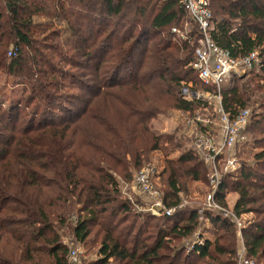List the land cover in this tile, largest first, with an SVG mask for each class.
Returning <instances> with one entry per match:
<instances>
[{
	"label": "trees",
	"instance_id": "trees-1",
	"mask_svg": "<svg viewBox=\"0 0 264 264\" xmlns=\"http://www.w3.org/2000/svg\"><path fill=\"white\" fill-rule=\"evenodd\" d=\"M211 10L219 46L262 57L221 90L231 118L252 106L245 132L258 150L238 175L225 174L216 199L226 206L231 189L233 211L255 214L243 237L264 264V0H211ZM187 23L181 39L172 28ZM200 34L179 0H0V264H68V226L82 243L100 241L99 264H238L235 223L216 211L204 214L212 237L192 250L172 245L200 226L199 207L181 206L180 196L188 177L202 178L194 145L165 158L170 216L147 214L138 226L118 180L132 181L152 151L183 147L154 132L157 116L209 106L218 118L214 103L185 95L217 92L192 65ZM204 122L195 130L213 132Z\"/></svg>",
	"mask_w": 264,
	"mask_h": 264
},
{
	"label": "built area",
	"instance_id": "built-area-1",
	"mask_svg": "<svg viewBox=\"0 0 264 264\" xmlns=\"http://www.w3.org/2000/svg\"><path fill=\"white\" fill-rule=\"evenodd\" d=\"M180 3L188 10L194 21L198 24L200 30V37L195 47V60L193 67L198 73L199 78L209 87H215L217 92H190L185 89V95L188 98L195 96L197 98H204L210 103H214L215 111L218 114V122H216L217 129L213 128V132H197V137L194 140V148L205 164L212 165L213 174L211 178V188L208 190L202 208H199L200 219L205 218V211H216L221 213L225 218L235 223L238 226L237 236L241 240V248L237 254L239 258L238 264H258L256 259L247 256V247L243 241L241 231V221L232 207L222 205L216 199L217 190L220 185V177L215 173L216 162L224 156L227 152L234 150L237 146L243 145L246 142V127L251 117V109H241L234 118H231L227 113L221 102V90L223 85L230 81L232 77L245 76L254 68H258L262 63V57L258 50L251 51L246 54L234 55L228 49L219 46L211 35L212 29V10L211 0H179ZM174 33L180 32V29L173 27ZM181 39H187V32H180ZM13 51H9L12 55ZM201 121V118L194 119ZM229 172H233L239 168L236 158L228 160L226 166ZM154 167L151 165L143 166L137 170L133 176L134 190L144 193L152 201L150 210L154 215L170 216L173 213L172 208H167L164 205L163 198L159 190L155 187L153 182ZM183 206V205H181ZM196 239L188 244L187 250H192L194 245L201 241L200 232H196ZM67 260L69 264H79V250L78 248H69L67 252ZM261 264V263H259Z\"/></svg>",
	"mask_w": 264,
	"mask_h": 264
},
{
	"label": "rangeland",
	"instance_id": "rangeland-1",
	"mask_svg": "<svg viewBox=\"0 0 264 264\" xmlns=\"http://www.w3.org/2000/svg\"><path fill=\"white\" fill-rule=\"evenodd\" d=\"M184 27H185L184 31L180 30V32L188 31L192 27V25L187 23L185 24ZM180 32L179 34L177 33L178 36H180ZM7 54L8 56H11L9 55V52ZM6 78H7L6 74L4 73L2 69H0V86L5 83ZM10 87L11 86H9V88ZM210 106H213V105H210ZM209 109L210 108L208 106L207 110L198 111L194 115L193 114L189 115V113L183 112L178 109H170L168 113L164 115H159L156 118H154L152 122L153 124L152 129L154 130L156 134L175 136L176 138H179V140H181L183 143L182 148L175 147L173 149H169V151L167 150L168 152L167 151L163 152L161 150L152 151L151 161L150 163L145 165V166L151 165L154 167V176L152 177L153 178L152 180L154 182L155 187L159 190L161 196H163V193H164L163 189L165 187L164 178L161 176V172L163 171L164 164H165V158L167 157L174 158L178 156L180 152L183 150V148L187 150L193 148L194 139H195L196 133L198 132L197 130H195V127L196 126L199 127L198 122L205 123L204 120H208L213 125V128L217 129L216 122H218V118L212 112V110H209ZM250 109L252 111V106H250ZM197 118H201L202 120L201 121L194 120ZM246 137H247L246 144L244 143L243 145L237 146L234 150L228 153L226 152L224 156L222 157V159L216 162L215 173H217V176L220 177V180L224 178L225 174L226 175L227 174H230V175L237 174L238 175L237 170L241 168L243 164L249 163L252 161L251 156L248 157V155L251 153H255L258 150V148H256L257 146L251 143V141H249L250 140L248 139L249 133L248 134L246 133ZM232 158H236V160L238 161L239 168L229 173V169H227L226 166L228 164V160ZM203 162H201L200 158H197L196 165H197V168L200 169L202 178L200 180H195V179H192L191 177H188L185 180L184 184H185L186 190L184 189L183 191L180 192V196L182 199L181 205L183 206L199 207V208H202L203 206V203L205 201V196L208 190L211 188L210 180L212 178V174L214 170L212 168V165L205 164V162L204 163ZM137 170L138 169L133 170V173H132L133 176ZM118 180L120 183V190L122 192V195L125 198H128L132 202L133 213L135 212L140 215L139 217L140 220L138 224V226H140L142 224V220L146 218V215L152 214V210H150V204H152L151 203L152 198H150V196L144 193H140L134 190L133 180L129 182L125 180V178H123L122 176H118ZM229 195H230L229 197L230 201H233L235 197L238 196V194L231 189L226 195L227 200H228ZM228 202L229 201H227V203ZM233 204H234V201H233ZM228 206L233 208V205L230 203H228ZM154 216L156 218H160L162 215H154ZM254 217H255L254 213H243L239 217L241 221V225H242L241 226L242 235H243V229L253 220ZM199 220H200V226H198L196 231L200 232V237L201 238L212 237L213 227L211 226L209 221L205 218L203 219L199 218ZM154 222H156V220L152 221L153 227L149 228L150 232H155L156 230ZM161 223H162V220H161ZM235 227H236V231L238 232V226L235 225ZM145 228L147 227L145 226ZM95 230L96 228H94V231ZM92 236L93 234H91V237ZM196 237L197 235L195 232L188 238L181 239V240H178V239L173 240L172 245H177L179 243L184 242L185 246H187L188 244H191L192 241L196 239ZM61 239L63 243L67 245L69 248L70 247L78 248L79 250V262L78 263L79 264H99V261L102 258V255L99 252V248L101 244L99 240L96 242L87 241L85 243H82L76 239L70 226L64 228V231L61 232ZM236 241H237V254H238L241 248V240L239 239V236H237ZM243 241L245 242L244 237H243ZM247 256H249L248 252H247ZM117 262L119 264H122V262L120 261H114L113 258H110L109 260V264H116ZM237 262L239 263L238 256H237ZM257 263L263 264V262H257Z\"/></svg>",
	"mask_w": 264,
	"mask_h": 264
},
{
	"label": "crops",
	"instance_id": "crops-1",
	"mask_svg": "<svg viewBox=\"0 0 264 264\" xmlns=\"http://www.w3.org/2000/svg\"><path fill=\"white\" fill-rule=\"evenodd\" d=\"M229 197H230V195L228 196V200H227V198H226V200L229 201L228 203L234 205V204H233V201H234V203H235L237 196L235 197V199H234L233 201H230Z\"/></svg>",
	"mask_w": 264,
	"mask_h": 264
}]
</instances>
